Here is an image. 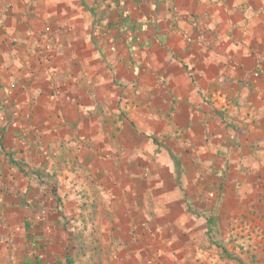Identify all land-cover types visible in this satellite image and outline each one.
<instances>
[{
    "label": "crops",
    "instance_id": "0c3cea01",
    "mask_svg": "<svg viewBox=\"0 0 264 264\" xmlns=\"http://www.w3.org/2000/svg\"><path fill=\"white\" fill-rule=\"evenodd\" d=\"M94 2L0 0V264H264V0Z\"/></svg>",
    "mask_w": 264,
    "mask_h": 264
},
{
    "label": "rangeland",
    "instance_id": "374dc122",
    "mask_svg": "<svg viewBox=\"0 0 264 264\" xmlns=\"http://www.w3.org/2000/svg\"><path fill=\"white\" fill-rule=\"evenodd\" d=\"M116 0H95L96 5L105 7L107 10L111 8V22H116L118 13L114 10V5L112 2ZM100 13V12H99ZM101 17V14H100ZM57 215L48 214L47 219L38 218L33 220L37 222L40 230L47 229V226L50 227L52 234V244L48 241L36 242V248L30 245V256L38 257L43 264H57L59 261L62 264H68V260H72V264H107L105 263L104 256L107 254L106 251H95L93 246L95 244V235L93 228L92 218H76L70 217L66 222V230L68 231L71 240L75 242L74 245L70 242L68 245H60L59 243V225L57 222ZM52 223H51V222ZM49 223V225L47 224ZM48 230V229H47ZM235 253V251H232ZM99 257L100 262L96 259ZM231 260V259H229Z\"/></svg>",
    "mask_w": 264,
    "mask_h": 264
},
{
    "label": "trees",
    "instance_id": "16d2710c",
    "mask_svg": "<svg viewBox=\"0 0 264 264\" xmlns=\"http://www.w3.org/2000/svg\"><path fill=\"white\" fill-rule=\"evenodd\" d=\"M174 161H175V164H176V169H177V179L179 180L180 182V164L177 160L176 157L173 158ZM207 222H208V226H209V234H212L213 231L216 230V226L218 224V219H217V214H211L210 216L207 217ZM211 239H212V243L213 244H216L218 247H220L222 249V252L223 254H225L229 259H238V261H240L239 258H237L234 254H232L231 252H229L227 250V247L225 245V242L223 240H221L219 237H218V233H214L213 234V238H212V235H210ZM215 238V239H214ZM25 264H30V263H25ZM38 264V263H36ZM57 264H62L60 261L57 263ZM68 264H72V260H68Z\"/></svg>",
    "mask_w": 264,
    "mask_h": 264
}]
</instances>
